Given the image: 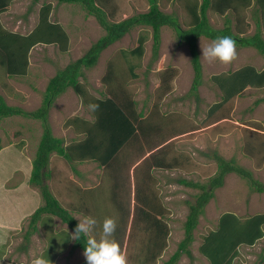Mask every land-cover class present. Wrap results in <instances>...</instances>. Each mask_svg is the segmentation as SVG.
<instances>
[{
    "label": "rangeland",
    "instance_id": "1",
    "mask_svg": "<svg viewBox=\"0 0 264 264\" xmlns=\"http://www.w3.org/2000/svg\"><path fill=\"white\" fill-rule=\"evenodd\" d=\"M201 1L157 0V3L162 11L177 17L181 26L187 28L191 18L188 5L197 3L199 8ZM48 2L51 4L49 21L61 25L67 35L66 49L62 50L58 43L40 44L32 48L28 53L30 74L23 79H6V76L1 75L3 71L0 70V94L8 105L17 106L27 111L34 110L41 104L42 93L49 77L53 76L56 71L63 69L71 61L84 55L91 44L105 33L96 17L90 15L81 4L58 3L55 0ZM114 3L115 14L113 16L110 15L112 7L111 9L107 6L102 7L107 19L115 22L137 13L146 12L150 6L149 0H114ZM11 4L9 12L1 17L4 25L10 27L13 18L20 14V33H24L35 26L39 17V8L43 1L15 0ZM256 7V3L253 1L248 8L227 11L224 15L209 9L207 10V16L209 23L214 28H223L227 16L229 22H231L232 30L239 36H251L259 31L264 39V24L259 18L260 14L256 13ZM257 22H259L258 25ZM160 35L161 40L158 51H154L152 29L149 26L133 28L121 39L103 50L95 66L82 68L81 70L82 78H79V80L84 86L86 97H107L106 89L109 84L104 81V77L112 61H115L117 65H121L119 68L115 67L117 70L114 77L118 75V80H123L122 74L128 75L127 83H124L125 88L129 90L128 93L132 96V99L138 102V106L147 108H150L153 101L157 99L160 92V76L166 69H174L176 74L178 73L179 79L177 78L175 83H178L176 85L177 94L179 97L186 98V105L188 106V104H195L192 97L201 99L203 103L208 99L215 98L217 101L221 99L218 86H212L214 85L212 78L215 75H225L230 71L248 65L253 66L258 71L264 68V57L252 46L242 47L236 45V57L229 63H222L218 60L209 62L202 56V49L209 46L214 39L200 36L197 45L199 60L202 63L201 78L203 81L196 88L200 94H196L191 90L194 72L188 46L176 36L169 26H162ZM141 36L145 38V41L143 55L138 58L132 56L129 50L138 45V39ZM122 52H125L124 58H121ZM129 65L135 66L136 78H130ZM116 85H118L117 82ZM258 99L263 100L259 104H255ZM228 104H231L233 108L229 120H226L229 132L236 131L235 135L242 136V138H236V136L227 141V138L224 140L219 136L217 140L218 154L221 153L227 159L235 158L237 165L250 170L254 177L264 184V150H260L258 146V142H264V88L249 89L245 97L240 99L234 97L223 105L228 106ZM73 116L89 117L88 107L83 103L81 96L77 95L72 89H68L54 102L49 110V122L52 131L55 136L63 138L65 144L70 143V140L75 139L77 136L73 129L66 126V122ZM164 119L166 120L161 123L164 128L169 129L172 120H169L166 116L162 120ZM240 124L246 125L238 129L237 126H240ZM174 126H177V123ZM163 127L160 126L159 133L164 129ZM245 130L252 132L259 130L262 136L256 139L258 142L253 138L249 140V136H245ZM41 132L39 120L32 118L9 116L3 118L0 122V264H33L34 257L45 252V250V254L49 259L48 264L52 262L56 253V264H80L79 261L86 264L83 253H77L75 256L71 254L70 250L73 249L71 246L74 240L65 238V236L67 232L71 233L72 231L59 218L52 215H42L37 223L36 231L31 232L32 229L29 227L31 214L43 204L40 189L30 182L32 160L35 157ZM159 133L150 138V143H155L159 139H157ZM248 142L255 148L253 155L247 150ZM81 161L82 159L72 161V167L82 168L77 165ZM71 165L65 159L53 154L47 167L49 176L45 183L58 198L61 205L68 210L71 209L72 204H75L78 208L88 206L89 210L85 212L86 214L81 212L79 214L77 211L72 214L75 218L80 219L84 216H95L98 220L97 231H99V222L105 217H112L118 221L121 216L118 215L119 209L113 206L112 196L114 193L111 192V186L114 187V185L111 181H108L111 178L104 176L101 186L94 187L96 189L92 190L86 188L89 190L82 193L78 185L76 187L77 178L71 172ZM81 170L84 172V169ZM205 172L207 170L201 171L199 178H194V180L206 183L213 176L209 177L207 172L201 178L202 173ZM170 177L173 181L179 178L178 176ZM118 188L122 190L119 189L117 196L130 197L128 189L134 188V184L127 187L122 183ZM135 188L136 199L139 200L142 194L140 188L145 187L136 184ZM152 190L154 191V189ZM178 191H173L172 194H176ZM186 192V197L193 202L199 189L188 188ZM81 196L85 197V205H80V202L77 201L78 197L81 198ZM173 203L177 205L176 202ZM90 206H92V210ZM225 212H232L241 218L263 214L264 192L261 193L253 189L237 173L226 174L223 185L214 189L213 197L208 201L203 213L200 215L203 216V219L199 222L196 231L194 230V240L189 246L193 248L195 254L198 252L197 247L202 242L203 236L201 233L215 229L218 218ZM180 217H176L174 224L171 226L174 233H171L169 238L167 255L175 252V248L184 236ZM27 231L31 233L26 238ZM127 231L129 232V228H127L126 233ZM116 236L115 233L114 244ZM67 239H69L68 242ZM138 245L137 240L133 243L130 241L128 248L132 251L138 250ZM263 247L264 236L256 241L253 246L241 247L240 251L244 256H241L242 260L236 258L233 264H264V261L260 258ZM188 261L192 260L186 257L182 258V262L188 263Z\"/></svg>",
    "mask_w": 264,
    "mask_h": 264
},
{
    "label": "trees",
    "instance_id": "2",
    "mask_svg": "<svg viewBox=\"0 0 264 264\" xmlns=\"http://www.w3.org/2000/svg\"><path fill=\"white\" fill-rule=\"evenodd\" d=\"M14 0H0V13L7 10L9 5ZM43 1L39 10L38 23L35 28L27 35H19L6 30L0 23V68L7 73L8 76H24L28 66V53L30 49L37 43L51 44L58 43L62 50L66 49L67 35L61 25L49 21V13L51 10L50 0H33ZM58 3H77L81 4L90 15L96 17L98 23L104 28L105 33L99 37L86 50L81 57L68 63L63 69L56 71V73L49 78L43 93L41 104L34 110L27 111L23 108L8 105L4 97L0 94V122L3 118L9 116H23L39 120L41 126L40 139L36 147L35 157L32 160V170L30 175V182L40 189L43 204L40 205L30 217L29 227L31 232L37 230V223L40 221L42 215H52L57 217L64 223L72 232L77 224L76 218L72 213L80 211V209L72 204L71 209L64 208L59 202L58 198L53 194L45 181L48 179L47 167L50 157L53 154L67 160L69 163L76 159H85L86 157L104 163L109 157L119 152L124 146V143L134 134L135 126L130 120L127 111H134L133 108L137 103L127 93L125 84L127 83L128 75L122 74L123 80H118L115 61L110 62L108 70H106L104 81L109 84L106 89L109 97L96 99L89 97L85 100L86 93L84 86L81 84L79 78H82V68H92L97 64L100 54L107 47L121 39L125 34L130 32L137 26H149L152 29L153 47L154 51H158V46L161 40V27L169 26L173 29L176 36L184 42L189 49L191 56V64L194 72L192 90L201 83V63L199 60L197 41L200 36H205L210 39H215L220 36H231L236 41V45L242 47L252 46L264 57V39L260 32L257 31L251 36H239L231 27V22L226 16V23L223 28H214L208 20L207 10L211 9L213 12L221 15L226 14L227 11H238L250 7L254 1L256 3V13H259L260 20L264 24V0H202L198 8L197 3L188 5V12L191 16L190 24L187 28H183L177 17L170 13L162 11L157 3V0H149L150 6L146 12H141L127 17L120 21H109L103 10L107 6L112 10L110 15L115 14L114 0H55ZM190 4V3H187ZM103 6V7H102ZM259 22H257V25ZM261 24V23H260ZM145 38L141 36L138 39V45L129 50L133 56L140 58L143 55V44ZM125 57V52H122L121 58ZM118 66V67H117ZM116 67V68H115ZM135 66L129 65L130 78H136L137 74L134 72ZM112 74V75H111ZM174 69H166L160 76L162 87L166 90L171 87L170 81L174 77ZM112 78V79H111ZM125 78V79H124ZM118 85H116V82ZM215 84L221 92V101L217 106L228 102L236 95H239L247 86L254 88L264 87V69L258 71L253 66H244L237 70L230 71L227 74H220L213 77ZM126 81V82H125ZM115 83V84H113ZM125 83V84H124ZM72 89L77 95L81 96L85 105H96L92 111L96 115V121L92 127H87L86 124H77L78 129L84 132L85 136L78 142L65 144L64 139L55 136L51 124L49 122V110L54 102L64 94L67 89ZM123 96L122 98H113ZM119 99L126 101L123 105ZM262 99L255 101L259 104ZM140 114H136V118ZM81 121V119H78ZM247 135L256 140L262 136L259 130H247ZM257 136V137H256ZM257 141V140H256ZM250 142V141H249ZM247 143V150L253 155L255 148ZM258 142V141H257ZM260 150H264V142H258ZM1 149V148H0ZM161 151H156L158 154ZM147 159V158H146ZM217 174L209 179L204 184L189 183L188 185L198 188L199 192L195 196V202L190 204L189 212L183 223L184 236L180 240L175 252L162 264H177L181 255L190 254L189 245L194 240V230L199 222V217L203 213L208 201L214 195V189L223 185L226 174L234 172L244 178L248 184L258 192H264V184L254 177L252 172L244 166L237 165L235 160H226L221 155L216 154ZM160 161H157L155 166H159ZM75 172V169H72ZM118 189L121 188H116ZM141 189V188H140ZM122 190V189H121ZM136 190V189H135ZM117 191H114L112 198L113 206L121 201L122 198H116ZM129 193L131 188L128 189ZM81 204L86 203L85 197L81 196L77 200ZM139 201V200H136ZM81 207V206H80ZM119 208L120 222L116 228L115 246L120 249L125 243L126 230L130 222L129 217L131 210L128 204L127 207ZM140 206L134 209V221L131 225L132 231L129 235V240L132 241L134 236H148V249L144 251L141 249V254L145 255L143 264L155 263L157 256L165 247L164 239L168 235V226L163 223L162 219H158L156 215L151 214ZM89 210L88 206L85 207ZM92 210V206H90ZM264 213L254 214L249 217L241 218L232 212H225L220 215L217 220L215 229L209 230L205 235L201 244L198 247L199 252L208 260L209 264H233L235 257L238 255V247L240 245L253 246L256 241L264 236ZM27 231L25 237L31 233ZM134 235V236H133ZM141 236V237H142ZM86 238L73 242V248H80L83 250V243ZM68 240V239H67ZM66 240V241H67ZM162 247V248H161ZM142 248V247H141ZM160 249V250H159ZM260 258L264 261V247L260 252Z\"/></svg>",
    "mask_w": 264,
    "mask_h": 264
},
{
    "label": "crops",
    "instance_id": "3",
    "mask_svg": "<svg viewBox=\"0 0 264 264\" xmlns=\"http://www.w3.org/2000/svg\"><path fill=\"white\" fill-rule=\"evenodd\" d=\"M11 5L12 4L9 5L6 11L0 13L1 25L6 30L19 35L20 34L27 35L30 32H32V30L37 25L38 21L34 27L30 28L24 33H20V14L13 18V22L10 23L11 25L10 27L4 25L3 21L1 20L2 19L1 17H3L2 16L3 14L9 12ZM40 44H44V43H37L32 48H35V46ZM32 48L30 50H32ZM29 69H30L29 58H28L27 71L24 76L21 77L8 76L7 73H5L0 68V70H2L4 73V74L2 73L1 75L6 76V79L8 78L23 79L30 74ZM175 71L176 70H174L175 75L170 81V85H171L170 88L165 90L162 87V81L160 79V85H159L160 92L158 91L159 93L157 95V99L153 101L152 105H150V108H147L145 106H138V102H137L133 107L135 109L136 114L138 113L140 114V116H138L137 118H136V114H134V111L131 110L127 111L130 120H132V123L135 126V132L128 139V141L124 143V146L121 148L119 152L109 157L107 161L104 163H100L99 161H95L86 157L85 159H82V161L79 164H77L82 168L78 169L75 167L74 168L75 172L72 170L73 169L71 165L72 163H70L71 172L73 176L75 177L76 175L77 178L76 187L78 185V188L81 190L82 193H85V191L89 189L91 190L96 189L94 187L101 186L104 176H109L111 178V180L108 181H111L114 185V187L111 186L112 193H114V191H117L116 188H118V186L122 183L127 187L134 184V188H131V192L129 193L130 197L126 196L123 198L118 196L116 198H122V199L121 201H115L117 203L114 205V208L119 209L122 204H123L122 208L127 207L128 204L129 207L127 208H130L131 210L128 221L130 222L128 225L129 232L127 231L125 235V243L121 250V254L124 256L126 264L127 263L143 264V259L145 258V255L144 253L143 255L141 254V249H144V251H146L149 246L148 236L133 235L134 238L132 239V243L137 240L139 243L138 245L139 249L132 251L129 250L128 248L129 235L130 232L132 231L131 225L135 217L134 209L140 206H144L142 208H145L151 214V216L156 215L158 219H162L163 223L168 226L169 231L167 237L164 239V237L161 236L162 238L161 240H165L166 245L163 248L161 247L162 251H160V254L157 256L155 263H153V264H162L165 260H167L170 257V255H172L171 253L167 255L166 250L169 246L170 235L171 233H174V230L172 232L171 226L174 224L175 218L181 216L180 221L183 225L186 219V215L189 212L190 204H193L195 202V199L192 202L190 201V198L186 197V193H187L186 190L188 188H197V189L201 188V187L190 186L188 184L191 182L197 184H204L202 182H198L194 180V178H199V175H201L200 173L201 171L207 170L209 177L215 176L217 171L216 154H218L217 140L219 136L224 140H226L227 138V141H229L231 138L236 136H237L236 138H242V136L235 135L236 131L230 133L228 125L226 123V120H229V116H231V114L233 113V108L231 107V104H228V106H224L223 103L222 105L217 106L218 102L221 101V99L219 101H217L215 98L208 99L206 102L203 103L201 99L199 98L196 99L192 97L193 102L195 104H188L187 106L185 100L186 98L179 97L177 94L178 92L176 85H178V83L177 84L175 83L177 78L179 79V76L178 73L176 74ZM201 71H202V66H201ZM202 81L203 80H201V82ZM212 86L217 87L215 82L214 85ZM252 88L254 90H257L264 87L254 88L251 86H247L245 89H243V91L239 94V96L236 95L235 97L236 98L239 97V99L245 97L247 90ZM126 90L128 93L129 90L128 89ZM193 92H195L196 94L199 93L197 92V90ZM89 97L91 96H88V98L86 97L85 100H88ZM94 97L96 99H101V97L92 96V98ZM107 97H109V94L107 95ZM122 97L117 95V97H113V98H122ZM119 101L123 105L126 102L123 101L122 99H119ZM86 106L88 107L89 117L73 116L66 122V126L70 127L71 129H73L74 132L77 133L76 138L70 140V143L72 142L76 143L81 139H83L85 136L84 132L78 129L77 125L73 124L74 121H76L77 124L79 125H81L80 123L84 122V124H86L87 127H92L96 121V115L95 113H93L92 108L90 107L91 105L87 104ZM191 106H192V110H191ZM165 116L169 118V120H172V125L171 124L169 125V129L164 128L163 127L164 125L161 123L166 120V119L162 120ZM78 119H81V121H78ZM175 123H177V126H174ZM243 125L246 124H240V126H237L239 127L238 129H241ZM160 126L161 128L163 127L164 129L161 130L159 133ZM245 131H246L245 134L246 136L247 130ZM156 133H159L157 135L158 136L157 139L158 138L159 139L155 143H150L149 141L150 138ZM159 149H161V151L157 154L156 151H158ZM219 155H221V153ZM221 156L226 160H230L225 158L223 155ZM231 159L235 160V158H231ZM157 161H160L159 166L161 167L155 166L154 163H156ZM66 162L69 163L67 160ZM81 169H84V172ZM207 172L202 173L201 178H203L205 174H207ZM170 176L172 177L178 176L179 178L173 181L171 180ZM136 184L145 187L143 189L142 188L140 189V193L142 194L139 197L140 198L139 201H136L137 200L136 190H135ZM173 184L174 186H172ZM186 186L188 187L186 188ZM152 189H154V191ZM173 191L174 192L178 191V192L176 194H172ZM115 193H117L118 195L119 189ZM113 197L114 194L112 198ZM79 199L80 198L78 197V200ZM173 202H176L177 205H175ZM79 209L80 211H77L79 214L80 212L86 214L85 212H87V210L85 209V206L79 207ZM118 215L120 216L119 210H118ZM202 219L203 216H200L199 222ZM116 222H117L116 225L122 224V222H120V218L118 221L116 220ZM198 224L196 228H198ZM206 232L201 233L202 236L205 235ZM241 247L246 248L247 245H240L238 247L239 252L238 255L235 257V259L240 258L242 260L241 256L244 255L241 254L240 251ZM73 249H75L74 253H73ZM73 249H71L70 251L72 255L74 254V256L77 253L80 252L83 253V250L78 247ZM189 251L190 254L181 255L177 264H209L208 260L199 252V250L197 254H195V252H193V248L189 247ZM56 254L52 259V262L49 264H56V259H55ZM184 257L189 258V260L192 261H188V263L182 262V258L184 259ZM79 263L82 264L81 261H79Z\"/></svg>",
    "mask_w": 264,
    "mask_h": 264
},
{
    "label": "clouds",
    "instance_id": "4",
    "mask_svg": "<svg viewBox=\"0 0 264 264\" xmlns=\"http://www.w3.org/2000/svg\"><path fill=\"white\" fill-rule=\"evenodd\" d=\"M236 54V41L231 36L217 37L209 46L202 49V56L209 62L218 60L229 63L235 59ZM90 107L94 110L96 105ZM77 221L73 232H67L65 238L80 243L82 237L86 238L82 244L86 264H126L120 249L113 243L117 223L114 218H103L99 222V231H97L98 220L95 216H84L82 219L77 218ZM45 252L35 256L33 264H48L49 259Z\"/></svg>",
    "mask_w": 264,
    "mask_h": 264
}]
</instances>
